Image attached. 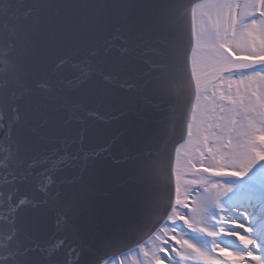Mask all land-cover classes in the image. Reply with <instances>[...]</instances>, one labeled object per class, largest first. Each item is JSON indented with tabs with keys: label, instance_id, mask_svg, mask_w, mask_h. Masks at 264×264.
I'll return each instance as SVG.
<instances>
[{
	"label": "snow or ice",
	"instance_id": "1",
	"mask_svg": "<svg viewBox=\"0 0 264 264\" xmlns=\"http://www.w3.org/2000/svg\"><path fill=\"white\" fill-rule=\"evenodd\" d=\"M0 264H264V0H0Z\"/></svg>",
	"mask_w": 264,
	"mask_h": 264
},
{
	"label": "water",
	"instance_id": "2",
	"mask_svg": "<svg viewBox=\"0 0 264 264\" xmlns=\"http://www.w3.org/2000/svg\"><path fill=\"white\" fill-rule=\"evenodd\" d=\"M117 155H119V151H117V153H116Z\"/></svg>",
	"mask_w": 264,
	"mask_h": 264
}]
</instances>
